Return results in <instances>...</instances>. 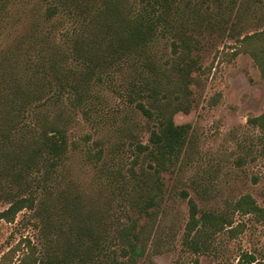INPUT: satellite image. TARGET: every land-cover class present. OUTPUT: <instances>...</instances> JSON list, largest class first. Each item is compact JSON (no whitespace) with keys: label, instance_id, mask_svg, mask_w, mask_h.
<instances>
[{"label":"rangeland","instance_id":"1","mask_svg":"<svg viewBox=\"0 0 264 264\" xmlns=\"http://www.w3.org/2000/svg\"><path fill=\"white\" fill-rule=\"evenodd\" d=\"M45 7L43 0H0V76L5 51L21 43L22 58L21 50L27 44L24 36L33 28V19L44 16ZM55 16L51 27L47 23L45 28H51L56 41L63 43L62 32L73 26V20L60 13ZM180 17L186 32H192L188 20L198 16ZM231 17L241 22L229 31L193 33L200 42L193 51L199 68L192 73L189 86L191 108L173 115L175 123L190 127L179 158L158 172L163 184L159 206L145 213L136 204L142 203L147 186L153 187L156 180L150 154L138 153L135 146L149 144L156 121L128 101L126 91L130 82H137L141 68L125 64L114 68L111 77L103 76V82H91L87 96L93 105L90 113L69 103L63 105L69 114L66 156L46 182L36 185L44 204L40 215L24 209L13 222L0 220V256L23 238H30L40 252L49 247L59 256H71L73 250L84 257L89 237L82 236L78 247L70 241L79 236L72 220L76 205L80 213H89L87 220L106 247L105 253L94 250V260L99 263L110 262L113 251L121 259L124 242L120 230L133 219L146 246L136 264H193L195 259L198 264H237L243 252L264 257V220L235 206L242 196L250 195L264 207V127L248 121L264 112V80L252 57L238 52L237 41L264 25V0L258 11ZM174 39V31L159 33L151 45L152 58L161 70H171L183 52L182 47L174 46ZM143 72L148 71L144 68ZM9 177L8 168L0 165V184L5 189L11 184ZM12 186L15 188L13 182ZM182 190L187 197L181 196ZM188 198L195 201L198 216L211 213L230 221L216 232L205 227L211 232L201 237L208 242L199 253L183 242ZM6 206L0 198V210ZM41 216L49 221L42 223ZM23 252L22 247L15 252L14 262Z\"/></svg>","mask_w":264,"mask_h":264},{"label":"trees","instance_id":"2","mask_svg":"<svg viewBox=\"0 0 264 264\" xmlns=\"http://www.w3.org/2000/svg\"><path fill=\"white\" fill-rule=\"evenodd\" d=\"M43 1L46 2L44 16L39 19L41 23L33 19V28L24 36L27 44L21 50L22 58L19 56L21 43L9 47L4 54L6 62L0 76V165L8 168L11 184L6 185L7 189L0 184V198L7 203L0 210V220L13 222L24 209L39 214L44 208L36 185L53 175L69 148L66 130L69 114L63 105L69 103L81 108L85 114L90 113L93 105L87 96L91 82H103V76L111 77L114 68L133 63L140 66L141 71L137 82H130L127 99L149 119L156 121V129H151L149 135V144L137 143L135 146L138 153L147 151L154 161L156 183L153 187L146 185L142 203H136L140 211L149 213L148 209L159 206L163 198V184L158 172L166 170L168 164L179 158L189 132L190 125L175 123L173 115L179 111L187 113L191 108L192 90L189 86L193 81L192 73L199 68L193 51L200 42L193 33L229 31L241 22L231 16L256 12L263 0ZM58 13L73 20V26L62 32L63 43L56 41L51 28H45L47 23L51 27ZM180 16H198L188 20L192 32H186ZM170 31H174V40L177 41L173 42L174 46L182 47L183 52L171 65V70L166 71L154 63L151 45L159 33L165 35ZM237 39L238 52H246L252 57L264 80V25ZM144 68L148 71L146 74ZM248 121L264 127V112ZM130 171L134 173L132 167ZM150 188L156 191H149ZM180 194L188 196L183 190ZM188 204L189 218L183 242L199 253L207 248L208 242L201 237L211 232H206L205 227L210 226L216 232L224 229L230 221L211 213L198 216L195 201L188 198ZM235 206L264 220V207L258 206L250 195L242 196ZM74 208L75 212L70 216L72 214V220H75L79 236L70 241L78 247L77 243L84 240L82 236L89 237L84 257L73 250L71 256H59L49 247L40 252L30 238H23L1 254L0 264H136L137 259L145 255L144 238L136 231L133 219L120 230L124 242L121 259L116 258L113 251L108 263L94 260L97 259V255L93 257L94 250L101 254L105 253L106 247L94 232L91 221L88 222L89 213H80L76 205ZM41 220L44 224L49 221L42 216ZM20 247L24 252L14 262L15 252ZM193 264H198L197 259ZM237 264H264V257L257 258L251 252H243Z\"/></svg>","mask_w":264,"mask_h":264}]
</instances>
